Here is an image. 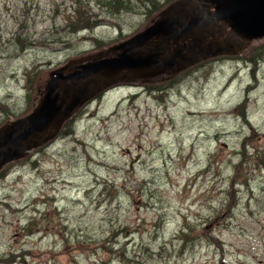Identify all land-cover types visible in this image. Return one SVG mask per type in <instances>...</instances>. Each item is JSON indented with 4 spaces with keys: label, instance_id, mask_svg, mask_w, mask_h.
<instances>
[{
    "label": "rangeland",
    "instance_id": "obj_1",
    "mask_svg": "<svg viewBox=\"0 0 264 264\" xmlns=\"http://www.w3.org/2000/svg\"><path fill=\"white\" fill-rule=\"evenodd\" d=\"M130 4L0 0V137L38 106L51 72L112 57L155 21L158 11ZM201 4L166 13L185 23ZM77 7L92 29L69 32ZM259 45L264 36L183 74L59 80L68 102L86 95L66 117L71 132L0 167V264H264V50L248 55Z\"/></svg>",
    "mask_w": 264,
    "mask_h": 264
},
{
    "label": "water",
    "instance_id": "obj_2",
    "mask_svg": "<svg viewBox=\"0 0 264 264\" xmlns=\"http://www.w3.org/2000/svg\"><path fill=\"white\" fill-rule=\"evenodd\" d=\"M191 2L202 3L203 10L185 23L172 19L166 13L175 9L177 5L185 8ZM220 21L227 22L230 26L229 34L220 42L209 43V41L201 46L200 42L204 36L215 34V30L208 32L210 29L208 24L210 23L212 28ZM197 27H203L202 31L207 34H202L196 42L183 43L175 47L168 52V56H165L164 53L169 50L167 42L184 40ZM262 36H264V0H179L169 5L166 11H162V16L150 26L115 45L114 56L81 64L79 65L81 70L69 74L61 71L51 72L38 106L27 116L17 120L15 122L17 126L0 137V167L52 138L73 108L84 100L87 90L85 86L68 102L69 96L63 97L58 90L59 80L71 79L73 82L78 77L100 71L117 73L123 70H150L148 76L168 70L177 72L208 57L232 52L234 46H244L249 39ZM154 41L155 43L151 45L150 43ZM150 45L155 48L150 49ZM65 87L67 90L68 86ZM19 130H22L21 133L15 136V132Z\"/></svg>",
    "mask_w": 264,
    "mask_h": 264
},
{
    "label": "trees",
    "instance_id": "obj_3",
    "mask_svg": "<svg viewBox=\"0 0 264 264\" xmlns=\"http://www.w3.org/2000/svg\"><path fill=\"white\" fill-rule=\"evenodd\" d=\"M142 5H149L150 6V10L148 11V13L153 10V13L157 12L156 16H155V20L158 19L159 15V11L162 10L163 8H165L166 6H168L170 3L173 2H177L179 0H140ZM99 2H102L104 5L115 8L116 10L118 9H127V8H131V4H130V0H99ZM145 5V6H147ZM160 14V13H159ZM158 15V16H157ZM95 21H92V23H89V18L86 16L85 14V9L83 7H77L76 10H74L73 16H71V18H69V21H67V27L69 28V32H75L78 30H84V29H92L94 25ZM96 42L97 39H93ZM264 45H259V46H252V51L251 54H248L250 52L251 47H248L247 49L244 50L245 53H247L248 55L251 56V60L253 62L259 61L260 59L262 60L263 58V50H264ZM259 48V49H257ZM255 49H257L255 51ZM197 65V64H196ZM191 68V67H189ZM187 68V69H189ZM185 69V70H187ZM182 73H186L187 71ZM173 84L167 82L165 84H158V85H153L152 88L155 90H159L160 91H164L166 88L168 87H172ZM40 95V93H39ZM73 116V115H72ZM70 116L68 117L66 120L63 121L62 125H61V132H65V131H72V125L74 126V121L73 117ZM15 160H18L15 159Z\"/></svg>",
    "mask_w": 264,
    "mask_h": 264
},
{
    "label": "flooded vegetation",
    "instance_id": "obj_4",
    "mask_svg": "<svg viewBox=\"0 0 264 264\" xmlns=\"http://www.w3.org/2000/svg\"><path fill=\"white\" fill-rule=\"evenodd\" d=\"M208 25L210 27V29L208 30V32H210L212 30H215V34L213 36L207 37L205 39L206 42L210 41L212 38H215V37H218V36L220 37L221 35H225V33L226 34H229V32L231 31L230 26H228L227 22H224V21H220L218 24H216L212 28H211V24L210 23ZM187 41H188V38L186 39V41L182 39L181 42H179V41L178 42H175V41L174 42L173 41L172 42L171 41L170 42H167V46H168L169 50H167V52L164 53L165 56H168L167 55L168 52H170L171 50H174L175 47H177V46H179V45H181V44H183L185 42L187 43Z\"/></svg>",
    "mask_w": 264,
    "mask_h": 264
}]
</instances>
